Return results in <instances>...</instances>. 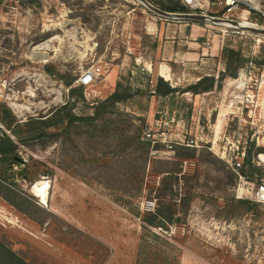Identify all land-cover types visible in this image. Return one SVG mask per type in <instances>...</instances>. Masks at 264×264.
Here are the masks:
<instances>
[{"label":"rangeland","instance_id":"rangeland-1","mask_svg":"<svg viewBox=\"0 0 264 264\" xmlns=\"http://www.w3.org/2000/svg\"><path fill=\"white\" fill-rule=\"evenodd\" d=\"M252 34L138 0H0V113L20 125L0 172V264H264V104L250 74L264 39ZM226 44L239 56L225 60ZM93 66L102 75L72 100ZM202 77L215 87L194 86ZM160 78L177 91L155 95ZM69 100L78 122L34 134ZM242 148L254 175L228 163Z\"/></svg>","mask_w":264,"mask_h":264},{"label":"trees","instance_id":"trees-1","mask_svg":"<svg viewBox=\"0 0 264 264\" xmlns=\"http://www.w3.org/2000/svg\"><path fill=\"white\" fill-rule=\"evenodd\" d=\"M36 1L37 0H32ZM33 3V2H32ZM160 10L169 12V13H182V14H191L192 12L188 10L187 8L183 7L181 3L178 2L173 7H158ZM198 13V12H197ZM215 16V15H213ZM261 21V19H260ZM220 25L224 26H229L227 23H222ZM245 26V25H243ZM229 44H226L223 49H222V56L225 60H228L230 58H233L235 56H239V52L228 46ZM239 67V66H238ZM45 71L48 73H51L53 70L49 67H45ZM228 72L229 75L234 77L237 74V68L232 70L231 66L228 67ZM208 82V85L203 87L204 91H210L215 87L216 80L215 78H207V77H202L194 86H202L204 83ZM68 86L72 85V81L68 82ZM195 88V87H194ZM71 99L73 100L74 98H83V86L80 85L75 88H71ZM177 91V88L171 87L166 81H163L162 78L158 80V84L155 87L154 94L159 95V96H168L172 95L174 92ZM110 100H115V97L112 96ZM108 101V100H107ZM107 101L103 102L102 104H106ZM71 102L70 100L65 104L60 106L59 108L55 109L51 115L46 118L45 120H39L36 122L38 124V128L34 130V134H38L39 138H42L45 135V129H50L54 128L57 125H62L63 123L73 125L74 123L78 122L80 120V117L75 116L72 112L71 108ZM104 107V106H103ZM98 115V113H97ZM90 119H95V115L91 117ZM0 123L6 127V130L0 128L3 137L1 138L0 141V172H2L1 176L6 178V173H8V170L10 169V164L14 163L13 159L15 156H17V144L13 140L12 136L15 134L16 135V129L20 128L19 123L15 120L14 115L12 112L6 108L3 107L0 113ZM17 126V127H16ZM16 128V129H15ZM142 145H145L146 148L148 149L149 143L148 142H142ZM251 152L247 154V156L244 159V162L246 164L243 165L245 168L248 169V172L250 175H254L256 172H258V169L253 165L252 160H251ZM171 174L173 178L178 180L177 173L176 172H167ZM171 177V178H172ZM172 206H159L157 209V212L155 215L157 217L161 216L164 217L163 215L165 214L164 210H167L169 213H172ZM148 221V220H147ZM148 223L152 226V222L148 221ZM14 260L20 261L17 256L14 257ZM21 263V262H20ZM23 263V262H22Z\"/></svg>","mask_w":264,"mask_h":264},{"label":"built area","instance_id":"built-area-1","mask_svg":"<svg viewBox=\"0 0 264 264\" xmlns=\"http://www.w3.org/2000/svg\"><path fill=\"white\" fill-rule=\"evenodd\" d=\"M180 3L183 7L190 10L192 12L191 14H196L197 12L202 13V15H208L206 12L221 13L222 18L220 17V19L237 22V24L240 26H242V23L248 22V26L243 27L264 30V0H180ZM250 16L255 18L249 22L248 19L251 18ZM227 24L234 28L242 29L233 24ZM254 35L259 37L260 41L261 39H264V34L253 33L251 36ZM253 67L254 66L251 68L252 71L250 74L257 80H260L263 95L262 101L264 104V65H260L259 68ZM257 70L259 72H256ZM102 73L101 66H93L80 75L78 83L83 86H92L102 75ZM147 136L149 137L150 134ZM245 156L246 148H242V150L237 151V153L230 157L228 163L233 167L234 170L241 169L243 168ZM254 195L258 201H264V184H260L257 187ZM147 205L154 209L155 203L154 201L150 200L147 202Z\"/></svg>","mask_w":264,"mask_h":264},{"label":"water","instance_id":"water-1","mask_svg":"<svg viewBox=\"0 0 264 264\" xmlns=\"http://www.w3.org/2000/svg\"><path fill=\"white\" fill-rule=\"evenodd\" d=\"M141 3H143L147 8H149L151 11L155 12L156 14H159L164 17L168 18H176V19H185V20H191V21H208L214 24H222V23H230L235 26H238L239 28L249 30L253 33H261L264 34V30L258 29V28H249V27H243L237 24V22L233 21H228V20H223L220 18H213L208 15H202V14H182V13H167L164 12L151 4H149L146 0H138Z\"/></svg>","mask_w":264,"mask_h":264},{"label":"crops","instance_id":"crops-1","mask_svg":"<svg viewBox=\"0 0 264 264\" xmlns=\"http://www.w3.org/2000/svg\"><path fill=\"white\" fill-rule=\"evenodd\" d=\"M156 37H157V34H156ZM155 37V38H156ZM156 73H157V68H156ZM163 73H166V74H168V72H167V69H163V70H161V69H159V76L160 77H167V76H165V75H163ZM196 73H198V72H196ZM162 75V76H161ZM168 77H169V75H168ZM197 78H200L199 76L197 77ZM164 79V78H163ZM166 79V78H165ZM170 79V78H169ZM166 81H169L168 79H166ZM172 87H176V86H172Z\"/></svg>","mask_w":264,"mask_h":264},{"label":"bare ground","instance_id":"bare-ground-1","mask_svg":"<svg viewBox=\"0 0 264 264\" xmlns=\"http://www.w3.org/2000/svg\"><path fill=\"white\" fill-rule=\"evenodd\" d=\"M241 25H242V26H243V25L248 26V22H244V23H242ZM164 78L168 79L167 77H164ZM239 81H241V80L239 79ZM234 83H239V82L236 81V80H231V81H230V85H231V84H234ZM263 110H264V105H263ZM40 197H43V195L41 194Z\"/></svg>","mask_w":264,"mask_h":264},{"label":"flooded vegetation","instance_id":"flooded-vegetation-1","mask_svg":"<svg viewBox=\"0 0 264 264\" xmlns=\"http://www.w3.org/2000/svg\"><path fill=\"white\" fill-rule=\"evenodd\" d=\"M0 128H1V126H0ZM2 137H3V134H2V132H1V130H0V141H1V138H2ZM16 157H17V156H15L13 160H15ZM12 167H13V164H10V169L8 170V172L11 170ZM6 177H7V175H6Z\"/></svg>","mask_w":264,"mask_h":264}]
</instances>
